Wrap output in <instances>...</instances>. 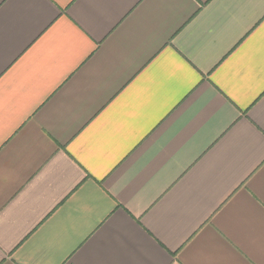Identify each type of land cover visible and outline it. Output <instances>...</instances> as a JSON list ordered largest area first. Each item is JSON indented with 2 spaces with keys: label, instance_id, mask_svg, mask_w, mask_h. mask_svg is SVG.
Wrapping results in <instances>:
<instances>
[{
  "label": "crops",
  "instance_id": "crops-1",
  "mask_svg": "<svg viewBox=\"0 0 264 264\" xmlns=\"http://www.w3.org/2000/svg\"><path fill=\"white\" fill-rule=\"evenodd\" d=\"M0 264H264V0H0Z\"/></svg>",
  "mask_w": 264,
  "mask_h": 264
}]
</instances>
